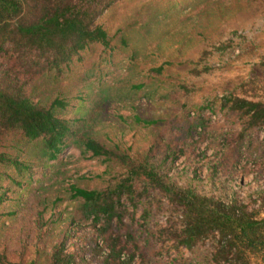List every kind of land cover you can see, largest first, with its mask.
<instances>
[{
  "label": "trees",
  "instance_id": "obj_1",
  "mask_svg": "<svg viewBox=\"0 0 264 264\" xmlns=\"http://www.w3.org/2000/svg\"><path fill=\"white\" fill-rule=\"evenodd\" d=\"M119 2L0 0V226L5 217L16 216L17 204L11 209L8 205L12 194L29 183L40 167L72 147L80 158L105 165L109 177L94 175L98 183L93 187L75 182L64 186L66 172L59 169L60 163L54 175H61L63 182L34 188L26 201L30 214L23 217L32 218L39 228L48 208L73 201L78 221L103 220L97 229L102 246L94 248L102 257L98 264H154V255L193 250L209 237L216 239L211 264L264 260V188L248 198H239L234 190L224 201L190 185H178L164 169L181 156H195L200 143L214 135L207 147L214 148L216 157L208 174L212 183L228 179L230 190L236 177L250 172L261 177L264 139L256 144L251 132L264 128V101L229 92L190 106L181 102L191 88L162 76L164 64L142 75L134 63L138 50L152 44V34L159 27L156 14L165 15L170 6L152 12L143 3L109 34L97 19L113 7L111 13L122 14L116 11ZM227 47L228 43L219 49ZM260 64L264 66V59ZM205 71L206 67L190 70L194 75ZM254 83L249 82L252 89ZM85 86L93 91L87 97L91 107L78 106L86 99L80 94ZM142 98L179 104L183 110L169 122L161 115H117L128 127L149 131L145 150L136 158L131 156L135 148L97 126L111 103L133 105ZM212 116L217 117L215 123ZM224 122L226 130L221 129ZM217 138L222 151L213 145H220ZM110 168H116L117 174ZM166 208L174 214L165 224L149 226V217ZM138 209L142 213L136 219ZM126 216L131 223L124 221ZM138 230L147 232L145 245L136 238ZM65 243L66 236L51 247L46 264H75V255ZM0 264L37 261L0 253Z\"/></svg>",
  "mask_w": 264,
  "mask_h": 264
},
{
  "label": "rangeland",
  "instance_id": "obj_2",
  "mask_svg": "<svg viewBox=\"0 0 264 264\" xmlns=\"http://www.w3.org/2000/svg\"><path fill=\"white\" fill-rule=\"evenodd\" d=\"M143 3L150 5L152 12L162 11L170 6L167 12L170 14H156L159 27L152 34V44L138 50L137 61H134L138 66L137 71L147 75L150 68L164 64L162 76L186 83L191 88L189 94L180 100L187 106L202 103L207 98L219 99L229 92L248 97L247 99L264 101V66L260 64L264 59V0H120L116 11H121L123 15L111 13L116 8L113 7L104 12L97 22L109 30L110 34L121 19L132 18V12ZM226 43L227 48L219 49V46ZM204 67L208 71L197 75L190 72L193 68L201 70ZM252 81H255L254 89L249 84ZM88 88L90 87L81 88L80 94L86 99L81 100L78 106L91 107L87 97L91 98L93 91ZM182 110L179 104L172 105L159 99L142 98L133 105L111 103L105 108L106 117L104 116L97 129L107 132L114 139L120 137L127 145L135 148L131 151V156L139 158L137 156L145 150V139L149 131L143 127L130 128L117 115H161L169 122L174 115L182 114ZM216 121L217 117L212 116L211 123ZM223 124L225 127L221 129L226 130L228 126L225 122ZM213 136L200 143L195 156H181L166 165L164 169L167 175L173 177L180 186L190 185L202 194H214L224 201H228V194H233L234 190L239 198H248L258 188H264V174L259 177L254 172L245 177H236L230 184L233 186L230 190L228 179L222 178L223 181L216 183L210 181L208 174L216 157L214 148L207 147L209 140L214 139ZM251 138L256 144L260 143L264 139V128L254 129ZM218 142L220 145L217 142H213V145L222 151L224 147L221 140ZM253 151L255 152L254 149ZM246 155L244 151V162ZM60 163L63 166L59 169L66 172L65 182L61 175L56 178L54 175V170ZM104 170L105 165L96 160L80 158L78 150L72 147L62 151L56 161L47 162L40 167L33 179L20 187L18 192H14L13 198L8 201L10 209L17 204V213L13 218L5 217L4 224L0 226V253H6L10 259L21 257L29 262L35 259L37 264H46L51 247L66 236V249L75 255V264H98L102 257L94 248L102 246L97 229L102 226L103 220L97 223L92 218L78 221L77 208L69 200L48 208L44 213L45 221L39 228L32 218L25 219L23 216L30 214L26 201L39 184L56 186V181L65 183V186L75 182L93 187L98 183L94 175L104 173ZM110 170L112 174H117L116 168ZM107 175L104 173V176ZM141 213L142 210H136L135 218H139ZM172 214L174 213L167 208L163 209L149 217V226L165 224ZM73 217L75 222L71 221ZM124 221L131 223L128 216ZM146 233L140 230L137 232L136 238L141 246L146 244ZM215 244L216 239L209 237L199 242L193 250L182 248L179 254L173 252L170 256L154 255V264H211V252ZM252 261L257 264L260 260L258 258Z\"/></svg>",
  "mask_w": 264,
  "mask_h": 264
},
{
  "label": "crops",
  "instance_id": "obj_3",
  "mask_svg": "<svg viewBox=\"0 0 264 264\" xmlns=\"http://www.w3.org/2000/svg\"><path fill=\"white\" fill-rule=\"evenodd\" d=\"M257 264H264V260L259 261Z\"/></svg>",
  "mask_w": 264,
  "mask_h": 264
}]
</instances>
